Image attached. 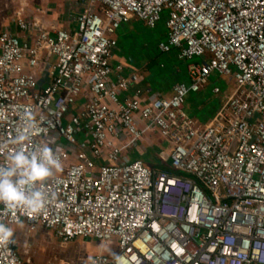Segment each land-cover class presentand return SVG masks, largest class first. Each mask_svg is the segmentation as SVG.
<instances>
[{"label":"built area","instance_id":"2783aa9c","mask_svg":"<svg viewBox=\"0 0 264 264\" xmlns=\"http://www.w3.org/2000/svg\"><path fill=\"white\" fill-rule=\"evenodd\" d=\"M164 10L162 52L201 59L188 64L190 84L121 97L140 77L113 79L115 34L133 18L154 28ZM77 22L68 31L19 17L25 38L0 33V166L42 145L62 165L32 186L47 198L38 213L0 203V223L100 241L90 264H264V0H85ZM213 73L234 86L201 127L185 103ZM21 131L30 142H13ZM148 132L170 144V170L129 158ZM0 264H24L15 233L0 243Z\"/></svg>","mask_w":264,"mask_h":264},{"label":"rangeland","instance_id":"374dc122","mask_svg":"<svg viewBox=\"0 0 264 264\" xmlns=\"http://www.w3.org/2000/svg\"><path fill=\"white\" fill-rule=\"evenodd\" d=\"M168 10H164L161 20L157 26L151 28L145 22L136 23L135 30L131 36L127 38L118 37L117 55L121 53L129 59L133 57L135 62L141 59L156 60L151 67L152 71L159 76V73H166L168 83L186 82L190 84L187 76V65L190 62H199L201 59L195 57L193 60H184L178 57L179 51L174 49L170 53L162 52L160 48L161 42L168 41V29L166 27V19ZM124 29L128 30L127 23L117 30L116 35L123 34ZM131 30V29H130ZM131 33V31H128ZM115 51V53H116ZM121 52V53H120ZM177 53V56L174 53ZM174 62V63H173ZM161 64L166 65L161 67ZM178 65L181 72L172 73V65ZM43 82H40L42 85ZM234 86L230 77L222 76L219 73H213L209 83L200 91L192 92L186 99L185 110L188 115L198 121L200 125L208 123L221 108L226 94ZM218 87L221 93L215 94L214 88ZM80 140L84 137L81 134ZM62 144H66V140L62 138ZM153 157V155H151ZM150 166H153L152 163ZM24 223L15 226L16 230H20ZM13 229V226L11 227ZM15 233V232H14ZM18 243V251L24 264H89L92 257L99 251L104 250L100 241L95 239L76 238L69 243H63L53 233L46 229L37 232H23L21 236H16ZM108 250L117 251V244L113 242ZM107 251V250H106Z\"/></svg>","mask_w":264,"mask_h":264},{"label":"crops","instance_id":"0c3cea01","mask_svg":"<svg viewBox=\"0 0 264 264\" xmlns=\"http://www.w3.org/2000/svg\"><path fill=\"white\" fill-rule=\"evenodd\" d=\"M85 9V0H0V33L3 31H11L19 35L22 39L25 38V33H23L17 25V20L19 17L27 18L35 23H42L47 27L64 28L68 31H75L78 26L77 18L79 14ZM141 20L132 19L128 22L129 29H124L123 34L116 35L118 37L123 36L127 38L132 35V32H137L135 30L136 23ZM131 29V30H130ZM128 31H131L128 32ZM116 51V50H115ZM114 52L112 59L113 67V79L116 80L119 75L127 77L131 74H137L140 77L138 83L134 84L130 90L122 91L121 97H131L135 94L136 89H142L143 99H151L154 97L171 96L173 93V87L175 84L168 83L166 78V73H159L157 76L151 67L153 63L156 62L155 59L150 61L149 59H141L135 62L133 57L127 59L123 53L120 56ZM177 56V53H174ZM174 63V62H173ZM118 66H122V71L118 70ZM166 65L161 64V67ZM172 73L181 72V68L178 65H172ZM188 75V65L186 70ZM50 71H44L42 75L39 76L42 86H45L50 77ZM225 100V99H224ZM80 104V103H79ZM76 107H78V105ZM197 124L201 127L205 125H200L198 121ZM170 144L158 133V132H148L135 146L134 148L128 150L127 154L130 159L140 158L144 160L148 165L162 164L161 154L169 150ZM153 155V157L151 156ZM16 226V225H15ZM13 226V230L16 236H21L25 232H29L28 227L24 223V226L18 231ZM90 264V263H89Z\"/></svg>","mask_w":264,"mask_h":264},{"label":"clouds","instance_id":"9594fccd","mask_svg":"<svg viewBox=\"0 0 264 264\" xmlns=\"http://www.w3.org/2000/svg\"><path fill=\"white\" fill-rule=\"evenodd\" d=\"M14 143L30 142L27 132H18ZM62 168L60 160L47 145L31 152L24 148L14 152L6 166H0V203L10 208L22 207L31 213H38L46 204L45 194L32 186L44 182ZM14 230L0 223V243L13 242ZM115 264H129L125 256H115Z\"/></svg>","mask_w":264,"mask_h":264},{"label":"trees","instance_id":"16d2710c","mask_svg":"<svg viewBox=\"0 0 264 264\" xmlns=\"http://www.w3.org/2000/svg\"><path fill=\"white\" fill-rule=\"evenodd\" d=\"M168 16V15H167ZM154 167H160V168H162V169H169L170 170V168L168 167V166H163V165H161V164H159V165H153ZM171 171H172V169H171Z\"/></svg>","mask_w":264,"mask_h":264}]
</instances>
